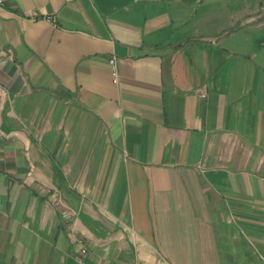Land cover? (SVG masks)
<instances>
[{"label":"crops","instance_id":"crops-1","mask_svg":"<svg viewBox=\"0 0 264 264\" xmlns=\"http://www.w3.org/2000/svg\"><path fill=\"white\" fill-rule=\"evenodd\" d=\"M197 1H1L0 264H264V6Z\"/></svg>","mask_w":264,"mask_h":264},{"label":"rangeland","instance_id":"rangeland-1","mask_svg":"<svg viewBox=\"0 0 264 264\" xmlns=\"http://www.w3.org/2000/svg\"><path fill=\"white\" fill-rule=\"evenodd\" d=\"M195 1L198 2L197 0H194V2ZM201 3L207 4L208 2L203 0ZM205 6H264V0H215L213 2L210 1V3ZM226 16H228V14H226Z\"/></svg>","mask_w":264,"mask_h":264},{"label":"built area","instance_id":"built-area-1","mask_svg":"<svg viewBox=\"0 0 264 264\" xmlns=\"http://www.w3.org/2000/svg\"><path fill=\"white\" fill-rule=\"evenodd\" d=\"M1 1L2 0H0V3H1ZM109 62H110V65L112 66V68L115 69V67H116L115 59L112 58ZM81 253H85V250L82 249Z\"/></svg>","mask_w":264,"mask_h":264}]
</instances>
